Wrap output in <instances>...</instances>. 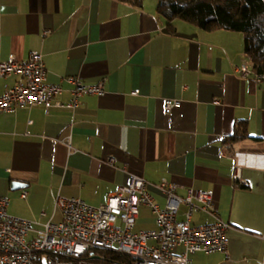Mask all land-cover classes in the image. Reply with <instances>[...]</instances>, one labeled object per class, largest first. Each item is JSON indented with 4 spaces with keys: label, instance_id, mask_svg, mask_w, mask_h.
Listing matches in <instances>:
<instances>
[{
    "label": "crops",
    "instance_id": "obj_1",
    "mask_svg": "<svg viewBox=\"0 0 264 264\" xmlns=\"http://www.w3.org/2000/svg\"><path fill=\"white\" fill-rule=\"evenodd\" d=\"M168 22L156 0L137 7L118 0H0V62L40 52L45 82L60 84L63 105L0 113V194L7 213L42 227L61 218L55 197L94 206L130 183L161 179L211 191L216 214L193 210L191 225L228 222V254L195 252L188 264H262L264 240V78L242 75L243 33ZM74 76L104 81L74 107ZM20 77H0V95ZM179 105L165 110V100ZM248 137L226 142L237 123ZM109 157L114 161L108 163ZM239 168V174L237 172ZM12 181L22 183L12 188ZM181 204L177 217L185 218ZM157 229L141 205L134 231ZM32 234V233H30Z\"/></svg>",
    "mask_w": 264,
    "mask_h": 264
},
{
    "label": "built area",
    "instance_id": "obj_2",
    "mask_svg": "<svg viewBox=\"0 0 264 264\" xmlns=\"http://www.w3.org/2000/svg\"><path fill=\"white\" fill-rule=\"evenodd\" d=\"M237 69L242 75L251 73L247 60ZM11 74L20 78L0 95V113L39 104L63 105L55 99L62 86L45 82L46 67L40 52L30 53L23 61L13 55L1 61L0 77ZM65 80L72 86V99L64 104L68 107L76 106L83 94L104 92L103 80L94 84L74 76ZM179 103L177 99H167L165 110L168 112ZM113 161V157L107 160ZM239 171L237 168L238 174ZM154 186L165 197L163 206L155 202L148 182L138 175H132L128 185L111 192L98 206L58 194L54 209L60 212V220L48 221L40 228L33 227L30 220L9 215L8 197L0 194V264H104L101 259L92 258L97 255L93 250L97 248L127 255L130 264H188L189 255L195 252L228 254V222L216 218L206 224H190L193 210L215 212L210 191L184 187L185 194L180 195L178 189L182 186L166 179ZM181 204L187 206L183 219L177 217ZM141 205L151 207L157 229L132 230ZM260 237L264 240V233Z\"/></svg>",
    "mask_w": 264,
    "mask_h": 264
},
{
    "label": "trees",
    "instance_id": "obj_3",
    "mask_svg": "<svg viewBox=\"0 0 264 264\" xmlns=\"http://www.w3.org/2000/svg\"><path fill=\"white\" fill-rule=\"evenodd\" d=\"M118 1L140 7L144 0ZM156 10L166 19L170 31L174 30L172 21L180 19L207 31L226 29L242 32L252 78L264 75V0H156ZM247 137L246 125L239 122L225 141L237 142ZM212 214L215 215L216 211ZM93 250L104 264L131 263L129 256L114 250Z\"/></svg>",
    "mask_w": 264,
    "mask_h": 264
},
{
    "label": "water",
    "instance_id": "obj_4",
    "mask_svg": "<svg viewBox=\"0 0 264 264\" xmlns=\"http://www.w3.org/2000/svg\"><path fill=\"white\" fill-rule=\"evenodd\" d=\"M11 185H12V188H18V187H21L22 186V183H20L18 181H12ZM92 258L93 259H98L99 256L94 255V256H92Z\"/></svg>",
    "mask_w": 264,
    "mask_h": 264
}]
</instances>
